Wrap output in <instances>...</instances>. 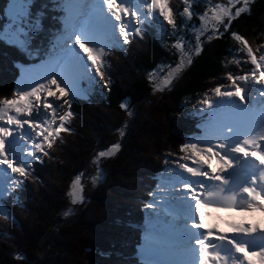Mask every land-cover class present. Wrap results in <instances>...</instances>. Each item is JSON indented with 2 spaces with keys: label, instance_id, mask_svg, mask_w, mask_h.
Wrapping results in <instances>:
<instances>
[{
  "label": "trees",
  "instance_id": "1",
  "mask_svg": "<svg viewBox=\"0 0 264 264\" xmlns=\"http://www.w3.org/2000/svg\"><path fill=\"white\" fill-rule=\"evenodd\" d=\"M61 1L30 0L25 27H16V42L0 36V99L13 97L21 67L50 59L59 46L65 28ZM199 1L168 0L175 27L167 30V22L159 17L142 22L141 35L130 31L129 43L110 46L103 78L90 86L83 81V90L72 100L74 115L67 125L71 131L46 147V155L29 160L26 177L1 184L0 264H141L145 208L162 182L166 156L180 154V146L204 125L206 117L187 109L226 84L228 73L252 70L233 33L245 38L257 55L264 44V0H252L227 30L225 17L217 34L201 36V50L191 52V63L170 86L154 91L150 74L178 61L176 34L201 25L209 5ZM10 3L0 0V33L11 20ZM186 6L196 14L191 11L187 18ZM239 53L243 58L237 64ZM113 144H119L117 152L94 164L96 154ZM97 167L100 179L85 180L84 199L73 205L68 196L73 179L80 174L91 177ZM68 209L71 213L65 216Z\"/></svg>",
  "mask_w": 264,
  "mask_h": 264
},
{
  "label": "snow or ice",
  "instance_id": "2",
  "mask_svg": "<svg viewBox=\"0 0 264 264\" xmlns=\"http://www.w3.org/2000/svg\"><path fill=\"white\" fill-rule=\"evenodd\" d=\"M27 2L12 0L13 20L19 23L20 29L25 27ZM140 2L146 12L137 8L136 0H63L66 16L62 54L36 72L31 84L18 87L12 98L0 99V172L10 170L19 177H26L31 167L27 158H38L37 152L46 155L45 146L51 148L62 132L71 131L67 125L74 115L70 109L73 98L78 95L77 78L88 72H93L90 79L97 75L103 78L104 56L113 38L117 42L123 39L127 44L133 22L134 34L141 35V22L158 21L159 17L175 27L168 0ZM238 2L229 0L233 7ZM185 3L188 4V0ZM247 5L248 0H244V6L236 8L233 14L228 8L216 4L210 10V19L218 25L228 17V24L224 25L227 30L234 16L244 12ZM184 14L191 17L190 6L184 8ZM207 17V12L201 16L205 25ZM217 33L218 29L214 28L213 34ZM201 34L196 37L197 54L201 50ZM20 35L22 37L23 33ZM233 36L243 46L253 68L243 75L228 73L230 85L223 90L219 86L212 89L215 97L220 99H212L206 94L201 101L207 135L187 139L179 148L183 155L174 161L176 168L168 169L172 174L168 179L182 189L179 202L184 216L181 239L178 244L173 241L172 226L167 220L164 221L167 226L164 231L157 233L149 229L147 234L148 242L158 241L156 255H167L176 248L182 253L172 258H150L147 264H264V229L239 222L233 223L232 233L227 234L205 229L198 219L199 209H223L238 215L264 211V99L257 100L252 95L256 92L264 98V51L257 49L261 52L257 56L245 38L236 33ZM174 47L180 52L179 62L175 68H169L161 83L154 86V91H163L171 83L185 67L186 58L187 63H191L192 53L184 51L183 41L178 40ZM235 62L241 63L238 59ZM120 107L126 109L123 103ZM21 141L25 143L21 144ZM118 149L119 144H113L99 151L93 163L99 165L100 159L114 155ZM213 161L218 167H213ZM101 174L97 167L93 183ZM82 175H77L70 185L68 196L72 204L83 201ZM2 194L0 186V196ZM152 195L155 197L156 194ZM146 207L156 212L157 202L153 200ZM70 213L71 209H68L64 215ZM4 215L6 219L11 218L6 213ZM188 256L192 259H187Z\"/></svg>",
  "mask_w": 264,
  "mask_h": 264
},
{
  "label": "rangeland",
  "instance_id": "3",
  "mask_svg": "<svg viewBox=\"0 0 264 264\" xmlns=\"http://www.w3.org/2000/svg\"><path fill=\"white\" fill-rule=\"evenodd\" d=\"M199 1V0H198ZM205 2L207 5H209L208 10L206 11L208 13V23L205 25L202 23L201 21V25L198 27H194L193 29H191V26L189 27V31H185L184 33L179 32V34H176V38H175V44L178 40L183 41V47H184V51L185 52H195V46L197 44V34L198 33H202L200 35L204 36L206 35V33L209 32H213V29H220V24L217 25L215 20L210 19L212 16V11H210L216 4H220L226 8H228L230 11L234 10L236 11V8L239 7H243L244 6V0H239L238 3L235 4V6L233 7L232 5L229 4V0H200L199 2ZM252 0H248V4L249 2ZM140 3L141 6H143V4L139 1H137L136 3ZM197 2V1H196ZM30 0H28L27 4L25 5V15L27 14V8L29 6ZM63 5V0L61 1V3L59 4V7L62 9V12L65 13L66 16V11L65 8L62 6ZM248 7V5H247ZM13 5H12V0L11 3L7 9V16L9 18H11L10 22L7 24L6 28L0 33V36L2 39L8 41V42H16V40L18 39V31L16 30V27L18 26V22L13 20ZM145 7L143 8V10L145 11ZM190 10L192 12L195 13V10H192V8L190 7ZM146 12V11H145ZM158 15V12H157ZM187 18H189L188 15H186ZM225 18V17H224ZM224 20V19H223ZM14 24H15V29H14ZM64 25H65V20H64ZM133 28L135 27V22H133ZM168 26L167 30H169V28H171V25H169L168 23L166 24ZM222 25V23H221ZM64 31L60 33L59 37H58V41H59V46L55 49L54 52H52L51 58L44 60V61H40L36 64L30 65V66H24L20 68V75L17 79V88L18 87H24L27 86L29 84H31L32 78L35 75L36 72H38L43 66H45L46 64H49L51 61H53L56 57H58L59 55L62 54L63 52V37H64ZM117 36H118V32H117ZM199 37V40H200ZM123 41V39H119V41L117 42L114 38L110 41L111 43H121ZM241 48L243 49V46L240 44ZM262 46H264V44H262ZM262 46L260 47L261 51H264V48H262ZM177 49V48H176ZM243 53L246 55V52L244 50H242ZM261 54V52H259ZM259 54V55H260ZM257 55V56H259ZM247 57V55H246ZM179 58H180V52L178 51V61L179 62ZM243 57H241V53L237 54L235 56V59L238 60H242ZM249 61V58H248ZM177 63L175 65L172 66H168L166 64L160 66L155 72H152L151 75V79L149 76V79L153 82H155L156 84L161 83L162 78L168 73L169 68H175ZM187 65V58L185 59V66ZM161 68H163V71H161ZM181 72V71H180ZM179 72V73H180ZM179 73L175 76V78L179 75ZM89 76L92 77L93 76V72H88ZM81 74L80 76H78L77 78V90H78V94L80 93L79 90H83V88H81L80 84H78V82L80 81V79L82 78ZM86 76V75H85ZM90 77L88 78V82H89V86L91 85V81H97L99 79V76H95L94 79H90ZM174 78V79H175ZM172 79V81L174 80ZM171 81V83H172ZM171 83L168 85L170 86ZM230 81H228L226 84H224L222 86V90L224 88H227L230 85ZM257 88H259V85H256ZM256 93V92H255ZM253 96L257 97L256 95H258L256 93V95L254 93H252ZM210 96L212 99H220L215 97L214 93L212 92V94L208 95ZM204 99V97H203ZM202 99V100H203ZM257 100L260 99H264L261 97H257ZM199 100L196 103L192 104L191 106H189V108L187 109V112L191 113L192 115H199L202 116L203 113L201 111L202 109V104L201 101ZM251 107V104L249 105ZM206 119V118H204ZM202 119L204 125H205V120ZM204 125L201 127L200 132L197 133L194 137H203L207 135L206 129L204 127ZM193 138V137H192ZM25 142H22V144H24ZM28 148L29 150H31V144H28ZM108 149V148H107ZM45 150H46V146H45ZM106 150V149H104ZM101 151V150H100ZM117 152V151H116ZM115 152V153H116ZM42 154L41 152H37L36 156ZM183 154H167L166 156V170L163 172L162 174V182L159 185V187L156 189L155 191V197L153 196V200H155L157 202V208H156V212H153L152 209L150 208H145L146 212H147V223H146V228H147V234H148V230L149 229H154L157 233L164 231V229L167 227L164 223L165 220H167L169 222V225L172 226V232H171V236L174 240L175 243H179L180 240L176 239V235H180V228L177 230L175 229L177 226H181L183 227V223H184V216L183 213L180 211V207H179V202H180V197L182 195V189L181 188H177V190H175L173 188V184L174 181H170L168 178L169 176H171L172 174L169 172V168H176V164L174 163V161ZM31 157L28 158V160H30ZM104 159V158H102ZM100 159V160H102ZM214 162V161H213ZM212 162V163H213ZM217 163H213V167L215 168ZM177 172H179V169H176ZM97 175V171H95L93 173V175L87 176V175H82V179H81V183L83 185V191H82V196L84 199V185L86 184V181H89L90 179H92V177ZM187 175V174H185ZM16 178H19L18 174L16 173H11L10 170H8L7 173H0V186L1 184L7 183L10 179L13 180ZM180 187V186H179ZM172 188L174 189L173 191ZM167 201V204H165V202ZM80 202L76 203L79 204ZM75 205V204H73ZM169 210H171V214H169ZM151 213V215H149ZM157 213H159L160 215L157 216ZM147 234L144 236L145 237V245H144V250L145 252L141 253L139 255L140 257V263L141 264H147L148 260L150 258H158V259H165V258H170V256L167 255H156V249H157V245H158V241L157 240H153L151 243L147 241ZM180 250L179 248L176 249H172L170 254L173 255H180ZM187 259L191 260V256H188Z\"/></svg>",
  "mask_w": 264,
  "mask_h": 264
},
{
  "label": "bare ground",
  "instance_id": "4",
  "mask_svg": "<svg viewBox=\"0 0 264 264\" xmlns=\"http://www.w3.org/2000/svg\"><path fill=\"white\" fill-rule=\"evenodd\" d=\"M137 1H139V0H137ZM136 6H137V8H144L143 6H141L140 5V3L138 2V3H136ZM217 165V164H216ZM216 167H218V166H216ZM180 171V170H179ZM173 188L175 189V190H177V188H180L179 187V184H176V183H174L173 184ZM172 188V190L171 191H173L174 189ZM206 212V214H208L209 216H214V217H216L217 216V214H212L210 211H205ZM205 212H202L201 213V215L202 216H204L206 219H207V216H205L204 214H205ZM237 214V213H236ZM242 215V214H241ZM208 216V217H209ZM225 222L223 223V225H222V227H223V233H227V234H231L232 233V228H231V225L233 224V223H239L240 221L235 217V216H222L221 217ZM242 218H245V219H248V216H243ZM250 225H256L254 222H251V224ZM174 241V240H173ZM178 244V243H177ZM182 253V250H180V254ZM168 255L170 256V258H172V255L170 254V253H168ZM187 258V257H186ZM192 258V257H191Z\"/></svg>",
  "mask_w": 264,
  "mask_h": 264
},
{
  "label": "clouds",
  "instance_id": "5",
  "mask_svg": "<svg viewBox=\"0 0 264 264\" xmlns=\"http://www.w3.org/2000/svg\"><path fill=\"white\" fill-rule=\"evenodd\" d=\"M88 75H89V74H88ZM86 77H87V79H88L90 76H89V77H88V76H86ZM36 157H37V156H36Z\"/></svg>",
  "mask_w": 264,
  "mask_h": 264
}]
</instances>
